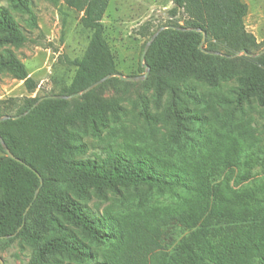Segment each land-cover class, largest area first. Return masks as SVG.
<instances>
[{
  "label": "trees",
  "instance_id": "1",
  "mask_svg": "<svg viewBox=\"0 0 264 264\" xmlns=\"http://www.w3.org/2000/svg\"><path fill=\"white\" fill-rule=\"evenodd\" d=\"M18 1L29 8L26 0ZM109 1H69L70 5L82 11V24L90 30L91 35L81 58L70 59L65 54L58 56L60 63L76 68L67 93L61 95L76 93L107 74L117 73L112 53L103 37L102 17ZM171 1L173 6L168 13L175 16L176 12L184 10L191 18L185 20V25L171 21L158 26L171 25L183 30L163 29L145 54V62L156 87L168 90L173 95L189 76H196L211 84L215 83L218 75L228 77L233 71L232 59L199 50L201 31L206 33L208 50L220 52L219 46L230 43L232 39H236L238 49L247 50L246 45L252 39V35L245 31L243 22L247 5L240 0ZM31 21L36 24L32 13ZM156 30L152 29L150 21H145L138 27L137 33L146 38V43ZM0 32L4 33L0 37V44L20 45L28 40L10 10L4 6H0ZM253 60L245 73L237 78V100L254 95L264 105V53ZM0 66L6 68L14 78L23 81L29 92L37 87V81L14 56L0 59ZM112 79L119 78L110 77L105 81ZM90 93L80 95L79 99L86 100ZM40 97H24L19 99V103L10 104L16 107L14 115L28 111L27 114L0 121V136L10 151L32 166L42 179L40 185L36 173L7 157L0 145L3 151L0 156V239L21 237L31 243H39L41 236L29 227L30 216L38 209L44 225L53 231L62 230L60 219H63L97 240L101 230L95 226V222L100 220L91 218L77 197L85 198L91 189L100 192L103 189L147 185L175 196L182 209L179 220L190 230L179 250L163 264H264V224L248 216L252 203L257 200L256 195L250 189H244L232 190L231 196H226L221 182L217 181L223 171L232 172L234 168L238 170L233 177L235 184L250 180L257 163L252 154L241 158L234 144H229L183 166L146 151L136 156L106 150L103 157L72 158L73 153L82 151V145L75 143L71 127L76 121H85L96 131V119L101 120L102 115L99 112L102 101L95 99L96 106L90 107L83 103L71 105L69 99H43L32 107ZM6 101L0 100V117L9 115L1 111ZM142 112L146 118H150L146 109ZM172 115L179 125V114L173 111ZM222 181L227 183L225 179ZM36 188L39 190L34 197ZM226 205L236 208L234 220L238 224L235 228L227 225L225 234L217 240L216 229L212 227L209 215L213 209ZM146 231L141 232L139 243L136 241L129 248L130 255L135 257L138 254V264H146L145 250L155 242L151 234L153 231ZM85 248V244L77 238L57 234L40 241L31 264L45 262L47 256L54 252L68 254L75 259H89L88 264H118L106 254L95 260Z\"/></svg>",
  "mask_w": 264,
  "mask_h": 264
},
{
  "label": "rangeland",
  "instance_id": "2",
  "mask_svg": "<svg viewBox=\"0 0 264 264\" xmlns=\"http://www.w3.org/2000/svg\"><path fill=\"white\" fill-rule=\"evenodd\" d=\"M69 1L26 0L29 7L26 8L18 0H0V6L10 10L28 37L20 45L0 44V59L14 56L37 81V87L29 92L23 81L0 66V100H8L1 111L14 115L16 107L9 105L19 103V99L24 97L67 93L76 68L60 63L58 56L65 54L70 59L81 58L91 35L82 24V11L70 5ZM240 1L247 5L244 28L252 35L246 49L258 54L264 49V0ZM172 6L171 0L108 2L102 17L103 37L112 53L116 72L123 75L144 73L140 56L146 38L137 33L142 23L150 21L152 29L156 30L171 21L185 25V20L191 18L184 10L172 16L168 13ZM30 12L35 18V25ZM3 34L0 32V37ZM203 47L207 48L206 42ZM219 47L220 52L227 55L241 50L236 39ZM255 58L242 53L230 57L233 71L228 77L218 75L215 83L211 84L189 76L173 95L168 90L158 89L149 74L140 81L104 80L89 90L91 93L86 100L79 99L80 95L69 98L71 105L83 103L90 107L96 106L95 99L102 101L99 106L102 115L101 120L96 119V131L85 121H76L71 127L75 143L82 145V151L73 153L71 157H103L106 150L138 156L146 151L183 166L188 161L216 152L220 147L234 144L241 158L246 154L255 158L257 163L253 176L247 182L235 184L233 177L238 170L234 168L232 172L223 171L217 181L221 182L226 196H231L232 190L250 189L257 200L252 203L248 216L264 224V105L254 95L242 101H238L236 95L239 89L237 78L245 73ZM143 109L150 118L143 115ZM173 111L180 116L179 125L172 115ZM1 155L3 151L0 148ZM224 179L227 183L222 181ZM77 199L91 218L100 220L95 222L101 230L97 240L63 219H60L62 230L53 231L44 225L41 213L36 209L30 216L29 227L41 236L39 243H31L21 237L0 239L2 264H31L40 241L63 233L83 242L85 250L95 260L106 254L118 264H138V254L133 257L129 248L136 241L139 243L147 229L153 231L151 234L155 242L145 250V263L163 264L179 250L190 232L179 220L182 209L175 196L147 185L103 189L100 192L91 189L85 198ZM235 212L236 208L226 205L210 213L217 240L225 234L227 225L235 228L238 224L234 220ZM88 263L89 259H75L68 254L54 252L39 264Z\"/></svg>",
  "mask_w": 264,
  "mask_h": 264
},
{
  "label": "water",
  "instance_id": "3",
  "mask_svg": "<svg viewBox=\"0 0 264 264\" xmlns=\"http://www.w3.org/2000/svg\"><path fill=\"white\" fill-rule=\"evenodd\" d=\"M172 28V29H181L183 30L182 28H179V27H175V26H162V27H159L150 37L149 39L147 40V42L144 44V47H143V50H142V53H141V56H140V63H141V66L144 68V73L142 75H123L121 73H111V74H107L106 76H104L103 78L97 80L96 82L90 84L89 86L85 87L83 90L81 91H78L76 93H73V94H70V95H61V94H53V95H46V96H42L40 97L37 102L32 106L34 107L38 102H40L41 100L43 99H69L73 96H79L87 91H89L90 89H92L93 87L97 86L98 84L102 83L104 80L110 78V77H118L119 79L121 80H130V81H140V80H144L147 78L148 74H149V66L147 65V63L145 62V54L150 46V44L152 43V41L155 39V37L165 28ZM196 31H199L200 29H195ZM202 32V39L198 45V48L199 50H201L202 52L206 53V54H212V55H224L226 57H235L239 54H244L246 56H250V57H258L260 55H262L264 53V49L262 51H260L258 54H254V53H251V52H248L247 50L245 49H241L240 51L236 52L235 54L233 55H227V54H223L219 51H212V50H208L206 48L203 47V44L205 42V39H206V33L204 31H201ZM28 111L22 113V114H17V115H4V116H1L0 117V121H3L5 119H16V118H19L21 116H24L27 114ZM0 145L3 149V151L5 152L6 156L15 160L16 162H19L21 164H23L24 166H26L27 168L31 169L32 171H34L36 173V175L38 176L39 178V181H40V185L42 183V179L39 175V173L32 167L30 166L29 164H27L26 162H24L22 159H20L19 157L15 156L9 149V147L6 145V143L4 142V140L2 139V137L0 136ZM38 188H36L35 190V193H34V197L36 196L37 192H38ZM7 238L8 236H1V238ZM0 264H2V258L0 257Z\"/></svg>",
  "mask_w": 264,
  "mask_h": 264
}]
</instances>
